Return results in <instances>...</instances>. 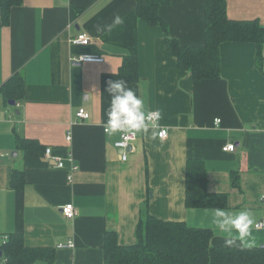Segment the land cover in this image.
I'll return each instance as SVG.
<instances>
[{"label": "crops", "instance_id": "crops-1", "mask_svg": "<svg viewBox=\"0 0 264 264\" xmlns=\"http://www.w3.org/2000/svg\"><path fill=\"white\" fill-rule=\"evenodd\" d=\"M226 2L231 20H258L264 27V0ZM160 15L181 44H204V0H171ZM116 16L123 22L109 29ZM80 33L89 36L88 46L70 43ZM220 53L221 78L195 82L169 55L163 30L138 18L136 0H22L11 9L8 26L0 0V264H7L6 239L16 234L31 251L42 252L33 254L34 264H104L105 233L133 245L148 216L209 229L217 248L242 247L226 245L213 230V208L186 207L189 159L204 163L211 194L228 195L220 209L251 213V248L264 249V230L257 229L264 219V68L256 66L253 44L226 43ZM82 55L105 61L72 62ZM127 57L138 62L136 83L120 77ZM17 73L24 97L11 106L3 91ZM114 80L125 81L147 111L160 113L157 138L152 129L136 134L127 162L115 148L122 134L104 130ZM80 108L89 120L78 119ZM160 127L168 139L159 138ZM20 141H32V147L20 148ZM229 144L236 145L234 152L224 151ZM48 147L65 158V168L46 159ZM69 155L79 166L72 182ZM15 173L19 181H13ZM67 204L77 210L72 220L61 212ZM69 240L74 249H58Z\"/></svg>", "mask_w": 264, "mask_h": 264}, {"label": "trees", "instance_id": "trees-1", "mask_svg": "<svg viewBox=\"0 0 264 264\" xmlns=\"http://www.w3.org/2000/svg\"><path fill=\"white\" fill-rule=\"evenodd\" d=\"M205 1V41L202 45L187 46L170 35L169 24L161 17L160 10L171 0H136L138 18L152 27L163 30L167 50L177 60L178 69L190 72L195 82L221 78V46L226 43H250L256 46L255 63L264 67V27L258 20L235 21L227 15L226 0ZM22 0H1V17L4 26L10 23L11 9ZM120 77L132 83L138 82V62L127 57L120 70ZM25 82L21 74H15L4 87L7 103L19 102L24 97ZM32 141H20L18 146L29 150ZM46 150V149H45ZM45 153V151H44ZM15 173L13 181L20 180ZM234 186L239 177L234 176ZM227 194H211L204 163L189 159L186 164L187 208H226ZM137 242L124 246L116 232L105 233L104 264H264V249L217 248L212 245L213 233L209 229L188 226L182 222H170L148 216L136 229ZM42 252L31 251L25 246L22 235H12L3 248L7 264H34Z\"/></svg>", "mask_w": 264, "mask_h": 264}, {"label": "clouds", "instance_id": "clouds-1", "mask_svg": "<svg viewBox=\"0 0 264 264\" xmlns=\"http://www.w3.org/2000/svg\"><path fill=\"white\" fill-rule=\"evenodd\" d=\"M120 16H116L109 29L122 23ZM103 31V28H98ZM108 94L111 102L107 110V121L104 130L109 136L120 134H147L152 129V138H157L155 129L160 113L147 111L145 102L136 92L127 86L123 80L109 82ZM162 136L163 133H160ZM210 225L213 230L224 237L226 245H233L237 242L242 247L251 248L255 239L252 228L254 218L248 211L232 213L225 209L216 208L211 211Z\"/></svg>", "mask_w": 264, "mask_h": 264}, {"label": "built area", "instance_id": "built-area-1", "mask_svg": "<svg viewBox=\"0 0 264 264\" xmlns=\"http://www.w3.org/2000/svg\"><path fill=\"white\" fill-rule=\"evenodd\" d=\"M70 43L73 46H88L90 44V38L87 34L85 33H80L73 38H71ZM104 59L100 56L97 55H82L78 58L74 57L72 58L73 63H89V64H101L104 63ZM77 117L81 122H85L90 119V113L85 110L84 108H80L79 111L77 112ZM160 120V116L155 123L157 124V128L159 127L158 123ZM215 124L218 126L221 124V120L217 119L215 120ZM160 133H163L161 136ZM158 136L160 139L166 140L169 138V131L166 128L160 127L158 131ZM67 141L70 142L72 141V136L69 135L67 137ZM137 141V135L132 134V133H127V134H122L121 139L116 142L115 148L119 150L121 154V160L123 162H127L128 160V154L130 148L134 145V143ZM236 149L235 144H229L224 148V151L226 152H234ZM4 154L0 152V158L3 157ZM45 157L47 160L52 161L55 163V166L57 168L63 169L65 168V158L57 157L53 154L52 148L48 147L45 150ZM66 161L70 162L71 168L68 173V181L72 182L74 180L75 175L79 171V166L74 162V159L72 155L67 156ZM264 199V198H263ZM62 215L68 219L72 220L76 217L77 215V210L73 204H67L61 208ZM257 229L258 230H264V219L259 221L257 223ZM8 239V238H7ZM6 239V241H7ZM75 248V243L73 240H69L65 244H60L58 245L59 250H64V249H74Z\"/></svg>", "mask_w": 264, "mask_h": 264}, {"label": "water", "instance_id": "water-1", "mask_svg": "<svg viewBox=\"0 0 264 264\" xmlns=\"http://www.w3.org/2000/svg\"><path fill=\"white\" fill-rule=\"evenodd\" d=\"M81 63H79L78 65H80ZM9 104L11 106H16L17 105V102L16 101H13V102H9ZM19 114V112H17Z\"/></svg>", "mask_w": 264, "mask_h": 264}]
</instances>
